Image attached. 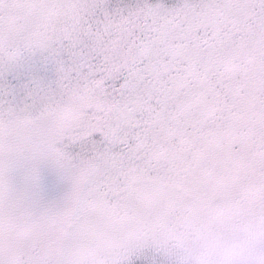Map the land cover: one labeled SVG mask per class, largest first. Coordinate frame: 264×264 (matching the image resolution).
I'll list each match as a JSON object with an SVG mask.
<instances>
[{
	"label": "snow or ice",
	"instance_id": "obj_1",
	"mask_svg": "<svg viewBox=\"0 0 264 264\" xmlns=\"http://www.w3.org/2000/svg\"><path fill=\"white\" fill-rule=\"evenodd\" d=\"M0 264H264V0H0Z\"/></svg>",
	"mask_w": 264,
	"mask_h": 264
}]
</instances>
